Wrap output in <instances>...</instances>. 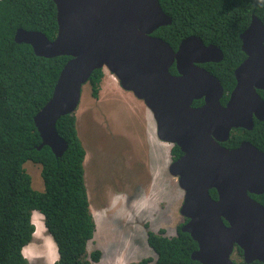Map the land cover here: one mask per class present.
Here are the masks:
<instances>
[{
  "label": "water",
  "instance_id": "obj_1",
  "mask_svg": "<svg viewBox=\"0 0 264 264\" xmlns=\"http://www.w3.org/2000/svg\"><path fill=\"white\" fill-rule=\"evenodd\" d=\"M54 2L55 39L24 28L15 34L18 43L30 44L39 56H70L53 96L35 115L42 138L38 148L49 146L57 157L64 154L68 142L57 122L76 113L92 73L107 68L125 90L153 110L161 138L177 142L185 152L170 171L184 190L182 230L198 243L192 258L202 264H234L239 246L246 262H264V205L251 196L264 193V152L249 143L232 149L218 143L227 140L234 128H251L253 116L264 119L259 93L264 90V22L254 14L241 34L247 58L235 70L237 83L224 106L221 80L195 64L220 62L223 51L190 35L176 52L153 35L173 22L159 0ZM176 60L178 77L170 73ZM203 98L204 106L191 107L195 99Z\"/></svg>",
  "mask_w": 264,
  "mask_h": 264
},
{
  "label": "trees",
  "instance_id": "obj_2",
  "mask_svg": "<svg viewBox=\"0 0 264 264\" xmlns=\"http://www.w3.org/2000/svg\"><path fill=\"white\" fill-rule=\"evenodd\" d=\"M163 10L173 17L170 25L154 34L174 48L190 35L201 37L205 44L218 45L224 52L219 63L209 70L223 83L226 103L236 84L235 70L247 58L241 34L249 27L253 15L264 22V0H159ZM19 28L44 32L51 40L58 33L57 6L54 0H0V264H30L24 254L35 239L34 213L41 212L45 225L55 240L59 259L55 264H93L102 251L89 252L97 224L91 210L86 180L87 147L80 134L76 113L62 116L59 133L68 142L64 154L57 157L49 146L41 149V135L35 115L53 96L60 73L70 56H39L27 43H18ZM105 77L96 69L88 83L92 96H100ZM264 98V90H259ZM252 142L264 152V121L255 120ZM87 144L99 148L86 134ZM233 135L228 146H237ZM90 146V147H91ZM179 148H174L179 153ZM32 160L42 166L44 190L33 186L25 163ZM212 194L217 198L216 189ZM264 205V193L251 194ZM183 225V224H182ZM178 227L169 236L165 229L149 230L147 240L156 257H144L128 264H202L192 258L198 243L189 232ZM234 264L246 262L243 250L236 246Z\"/></svg>",
  "mask_w": 264,
  "mask_h": 264
},
{
  "label": "rangeland",
  "instance_id": "obj_3",
  "mask_svg": "<svg viewBox=\"0 0 264 264\" xmlns=\"http://www.w3.org/2000/svg\"><path fill=\"white\" fill-rule=\"evenodd\" d=\"M104 70V81L109 75L112 88L117 92H102V84L100 96L95 98L87 83L76 112L83 140L87 144L86 134L90 132L94 144L101 146L93 148L87 144L92 150L87 161L86 180L97 224L88 250L102 251L101 260L93 264H128L144 257H156L147 240L149 230L165 229L169 236L177 234L178 227L186 220L180 212L184 190L179 186L178 178L169 172L170 145L156 142L152 136L154 126L150 112L133 92L121 86L113 73L107 68ZM115 134L127 138L118 140L113 151L105 137L111 138ZM141 156H147L145 162H160L159 170L151 168L147 171V180L145 173L140 176L144 172ZM132 158L137 160L135 167L130 163ZM25 167L32 176L33 186L44 190L41 164L28 160ZM139 176L141 182L146 180L142 185L138 183ZM34 217L37 223H43L40 214ZM38 237L25 249L26 255L33 264H43L45 259L54 262L59 253L56 243L44 231H40ZM233 258L239 259L235 254Z\"/></svg>",
  "mask_w": 264,
  "mask_h": 264
},
{
  "label": "flooded vegetation",
  "instance_id": "obj_4",
  "mask_svg": "<svg viewBox=\"0 0 264 264\" xmlns=\"http://www.w3.org/2000/svg\"><path fill=\"white\" fill-rule=\"evenodd\" d=\"M155 32V31H154ZM153 35H155L154 33H153ZM155 36H157V35H155ZM162 38V37H161ZM187 38V37H186ZM185 39V38H184ZM183 39V40H184ZM183 40H181V42L183 41ZM180 42V43H181ZM180 43H179V45H180ZM206 45H209V44H206ZM218 46V45H217ZM173 47V46H172ZM219 47V46H218ZM174 48V47H173ZM178 48H179V46L177 47V48H174V50L176 51V52H178ZM220 48V47H219ZM221 49V48H220ZM222 50V49H221ZM223 51V50H222ZM224 53V52H223ZM223 60V59H222ZM221 60V61H222ZM220 61V62H221ZM176 62H177V60L175 61V63L171 66V68H170V73L173 75V76H176V77H178V76H180L181 74H180V72H179V70L177 69V67H176ZM215 61H209V62H196L195 64L198 66V67H200V68H204V69H207V70H209V65L211 64V63H214ZM215 63H219V62H215ZM210 71V70H209ZM213 73V72H212ZM214 74V73H213ZM236 78V77H235ZM222 83V82H221ZM237 83V82H236ZM223 84V83H222ZM235 86H236V84H235ZM235 88V87H234ZM234 88H233V90H234ZM225 89V88H224ZM232 90V91H233ZM231 91V92H232ZM231 92H230V94H231ZM230 94H229V97H230ZM263 98V97H262ZM139 99V98H138ZM223 99V98H222ZM222 99H221V104L222 105H226L227 104V102L226 103H223V101H222ZM264 99V98H263ZM144 105H145V109L147 110V111H149L150 112V114H151V118H152V124H153V126H154V133L152 134V136L154 137V139H155V141L156 142H162V143H167V144H169L170 145V148H169V154H170V161H169V164H168V167H169V172L171 173V171H170V168H171V165L174 163V162H176L177 160H179L181 157H183L184 156V154H185V152L182 150V148H181V146L177 143V142H172V141H167V140H165V139H163V138H161V136L159 135V123H158V119H157V117L155 116V113L153 112V110H151L146 104H145V102L143 101V100H141V99H139ZM229 100V99H228ZM205 105V99L203 98V99H195L193 102H192V104H191V107L192 108H199V107H202V106H204ZM259 120V121H264V119L263 120H260V119H258V118H256L255 116H253V121H254V125L251 127V128H244V127H240V128H234L232 131H231V135H230V137L227 139V140H225V141H218V143L221 145V146H223V147H226V148H230V149H232V148H237V147H239V146H241L242 144H245V143H249L250 145H254V146H256L253 142H252V140L253 139H255V135L253 134V130H254V127H255V120ZM92 124V123H91ZM93 125V124H92ZM91 128H89V130H90ZM233 135H237V139H238V144H237V146H234V147H229L228 146V144H229V141H230V139L232 138V136ZM103 136V135H102ZM106 136V135H105ZM104 137V136H103ZM107 140H108V143H109V147L110 148H114L113 149V151H115V148L117 147V145H118V140H121V139H126L127 137H123V135L122 134H115L114 136H112L111 138H109V137H105ZM216 139V138H215ZM131 142V141H130ZM99 147H101V146H99ZM176 147H178L179 148V153H175L173 150H174V148H176ZM257 147V146H256ZM117 153V152H116ZM161 153V152H160ZM159 153V154H160ZM146 157L147 156H141V160H142V164H141V170H143L144 172H142L141 174H140V176L143 174V173H145L146 174V180H147V176H148V174H147V171L148 170H150L151 168L153 169H156V170H159L161 167L159 166V164H160V162H156V163H154V162H151V161H149V162H145V159H146ZM149 158V157H148ZM149 160H150V158H149ZM135 161H137V160H135V159H133L132 158V160H131V164H132V166L133 167H135ZM145 164L146 165H148V166H145ZM172 174V173H171ZM173 175V174H172ZM140 176L138 177V183L140 184V185H142V184H144V182L146 181H144V182H141L140 181ZM174 176V175H173ZM176 177V176H175ZM178 178V177H177ZM178 180H179V178H178ZM211 194H212V190H211ZM212 196H213V194H212ZM214 197V196H213ZM218 197V196H217ZM215 198V197H214ZM186 221V220H185Z\"/></svg>",
  "mask_w": 264,
  "mask_h": 264
},
{
  "label": "bare ground",
  "instance_id": "obj_5",
  "mask_svg": "<svg viewBox=\"0 0 264 264\" xmlns=\"http://www.w3.org/2000/svg\"><path fill=\"white\" fill-rule=\"evenodd\" d=\"M109 75H107V77H106V79H105V81L103 82V91L102 92H107V93H111V92H117V91H115V89H113L112 87V84L110 83V81H109ZM113 78V77H112ZM111 78V79H112ZM113 80V79H112ZM113 83V82H112ZM118 125V124H117ZM122 125V124H121ZM36 214H40L42 217H41V221L40 222H43V223H41V224H39V223H37L36 221H35V217L33 216V219H34V223H35V225H36V233H35V239H34V241L31 243V244H29L28 246H26L25 247V249L27 248V247H29V246H31L34 242H35V240L36 239H38L39 237H38V233L40 232V231H44L45 233H47V234H49L48 233V231H47V227H46V225H45V217H44V215L41 213V212H39V211H36L35 213H34V215H36ZM105 216V215H104ZM103 218V217H102ZM96 219V218H95ZM96 221V220H95ZM37 228L39 229V230H37ZM51 236V235H50ZM52 237V236H51ZM52 239H53V237H52ZM53 242L54 243H56L55 242V240L53 239ZM57 246V244L55 245V248L58 250V247H56ZM25 249H24V254H25V256L29 259V257L26 255V253H25ZM38 258H43V256H38ZM46 258V257H45ZM48 259V258H47ZM59 259V253H58V256H56L55 258H54V262H49V261H47L46 259H45V262L43 263V264H54L57 260ZM29 261H30V264H33L32 262H31V260L29 259Z\"/></svg>",
  "mask_w": 264,
  "mask_h": 264
},
{
  "label": "crops",
  "instance_id": "obj_6",
  "mask_svg": "<svg viewBox=\"0 0 264 264\" xmlns=\"http://www.w3.org/2000/svg\"><path fill=\"white\" fill-rule=\"evenodd\" d=\"M85 143V145H86V147H87V150H88V153H87V158H86V160H85V168H86V172H87V168H88V165H87V161H88V158H89V156H90V154H91V148L86 144V142H84ZM95 162V160L93 159V162L92 163H94Z\"/></svg>",
  "mask_w": 264,
  "mask_h": 264
},
{
  "label": "clouds",
  "instance_id": "obj_7",
  "mask_svg": "<svg viewBox=\"0 0 264 264\" xmlns=\"http://www.w3.org/2000/svg\"><path fill=\"white\" fill-rule=\"evenodd\" d=\"M106 73V72H105ZM105 76H106V74H105ZM105 78V77H104ZM104 81V80H103ZM88 83V82H87ZM102 84H103V82H102ZM130 92V91H129ZM79 109V108H78ZM77 112V111H76ZM94 215V214H93ZM48 231V230H47ZM49 233V232H48ZM50 235V234H49ZM33 242V241H32ZM55 264V263H54Z\"/></svg>",
  "mask_w": 264,
  "mask_h": 264
}]
</instances>
